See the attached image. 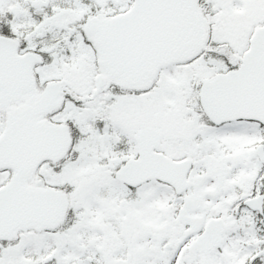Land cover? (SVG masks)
<instances>
[{
  "label": "snow or ice",
  "instance_id": "1",
  "mask_svg": "<svg viewBox=\"0 0 264 264\" xmlns=\"http://www.w3.org/2000/svg\"><path fill=\"white\" fill-rule=\"evenodd\" d=\"M0 264H264V0H0Z\"/></svg>",
  "mask_w": 264,
  "mask_h": 264
}]
</instances>
